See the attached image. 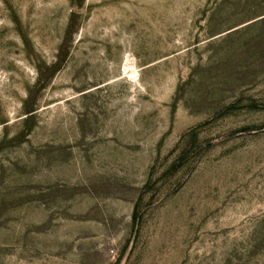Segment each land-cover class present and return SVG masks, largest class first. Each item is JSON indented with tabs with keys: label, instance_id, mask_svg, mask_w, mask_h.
<instances>
[{
	"label": "rangeland",
	"instance_id": "rangeland-1",
	"mask_svg": "<svg viewBox=\"0 0 264 264\" xmlns=\"http://www.w3.org/2000/svg\"><path fill=\"white\" fill-rule=\"evenodd\" d=\"M0 264H264V0H0Z\"/></svg>",
	"mask_w": 264,
	"mask_h": 264
},
{
	"label": "bare ground",
	"instance_id": "bare-ground-1",
	"mask_svg": "<svg viewBox=\"0 0 264 264\" xmlns=\"http://www.w3.org/2000/svg\"><path fill=\"white\" fill-rule=\"evenodd\" d=\"M128 68H131V72H132V74L134 75V74H136V69H135V67H133L131 64L128 66ZM135 77V76H134Z\"/></svg>",
	"mask_w": 264,
	"mask_h": 264
}]
</instances>
